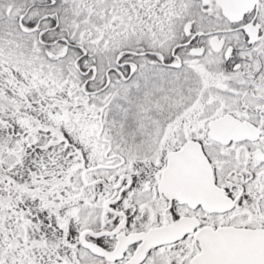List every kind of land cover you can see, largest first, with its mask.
I'll return each instance as SVG.
<instances>
[{"label":"snow or ice","instance_id":"1","mask_svg":"<svg viewBox=\"0 0 264 264\" xmlns=\"http://www.w3.org/2000/svg\"><path fill=\"white\" fill-rule=\"evenodd\" d=\"M0 264H264V0H0Z\"/></svg>","mask_w":264,"mask_h":264}]
</instances>
